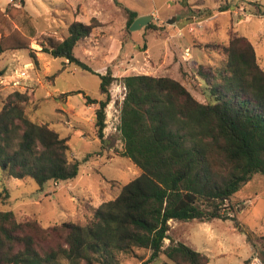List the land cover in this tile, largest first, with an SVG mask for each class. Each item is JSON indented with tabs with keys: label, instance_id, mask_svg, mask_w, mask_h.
Returning <instances> with one entry per match:
<instances>
[{
	"label": "trees",
	"instance_id": "1",
	"mask_svg": "<svg viewBox=\"0 0 264 264\" xmlns=\"http://www.w3.org/2000/svg\"><path fill=\"white\" fill-rule=\"evenodd\" d=\"M124 10L129 30L138 14ZM98 25L92 17L88 24L70 23L62 39L43 33L40 51L94 72L74 48ZM15 36L13 44L0 39V54L27 48L37 64L27 38ZM205 48L208 60L196 66L195 75L208 87L207 100L197 99L167 75L121 77L120 155L141 173L115 198L94 207L83 223L43 227L34 215L18 220L13 211L0 210V264H119L118 256L134 249L149 252L141 264L159 258L164 264H208L205 254L176 239L170 221L230 218L228 211L222 212L225 202L254 174L264 176V70L243 36L233 34L227 42H210ZM99 77L101 97H83L96 105L95 135L104 142L109 86L116 77L109 68ZM77 92L59 93L55 99L63 102ZM29 101L17 89L1 100L0 170L5 177H30L39 185L74 179L80 162L69 156L68 138L48 123L31 121L24 109ZM8 195L6 187L0 191L4 200ZM259 243L264 262V235Z\"/></svg>",
	"mask_w": 264,
	"mask_h": 264
},
{
	"label": "rangeland",
	"instance_id": "2",
	"mask_svg": "<svg viewBox=\"0 0 264 264\" xmlns=\"http://www.w3.org/2000/svg\"><path fill=\"white\" fill-rule=\"evenodd\" d=\"M124 8L138 16L151 15L136 30L126 27ZM98 21L91 34L79 41L74 54L94 71H86L60 57L40 51V36L57 39L68 34L73 21ZM174 18L171 23L167 20ZM152 28H147L148 24ZM154 28V29H153ZM27 38L35 51L9 49L0 54V105L14 88L13 71L27 65V78L17 88L29 95L25 112L29 119L48 123L68 138L69 156L79 160L72 180H48L39 185L30 177H5L0 170V210H11L18 220L34 215L43 227L63 221L83 223L92 209L113 199L120 188L141 170L120 155L122 141L118 112L125 88L120 79L127 74L167 75L180 80L199 100L209 98L208 87L196 75V66L207 62L205 45L227 42L233 34L245 37L264 70V0H0V39L16 42V34ZM116 79L110 84L103 139L95 135L93 112L83 94L99 99L100 74L107 69ZM70 94L57 101L56 95ZM231 205V208H230ZM222 212L230 218L209 222L170 221L173 235L208 257V264H248L264 235V176L254 174L225 202ZM237 223V226H235ZM168 240H165L167 243ZM260 254V255H259ZM149 256L144 249L118 256L119 264H141ZM150 264H164L163 258Z\"/></svg>",
	"mask_w": 264,
	"mask_h": 264
},
{
	"label": "built area",
	"instance_id": "3",
	"mask_svg": "<svg viewBox=\"0 0 264 264\" xmlns=\"http://www.w3.org/2000/svg\"><path fill=\"white\" fill-rule=\"evenodd\" d=\"M27 65L22 68L15 69L13 71L12 78H10V84L14 89H17L21 86L24 80L27 78ZM0 83H3L2 78H0ZM248 264H264L262 259L257 255V253L253 254L249 260Z\"/></svg>",
	"mask_w": 264,
	"mask_h": 264
},
{
	"label": "water",
	"instance_id": "4",
	"mask_svg": "<svg viewBox=\"0 0 264 264\" xmlns=\"http://www.w3.org/2000/svg\"><path fill=\"white\" fill-rule=\"evenodd\" d=\"M151 17H152L151 15L138 16L137 18H135L133 20V22L129 26V29L130 30H136V29L140 28L141 26L146 25L149 22V20L151 19ZM173 20H174V18H171V19H168L167 22L171 23ZM105 142H106V140H105Z\"/></svg>",
	"mask_w": 264,
	"mask_h": 264
}]
</instances>
